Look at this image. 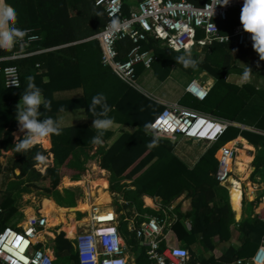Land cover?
Segmentation results:
<instances>
[{
	"label": "trees",
	"instance_id": "16d2710c",
	"mask_svg": "<svg viewBox=\"0 0 264 264\" xmlns=\"http://www.w3.org/2000/svg\"><path fill=\"white\" fill-rule=\"evenodd\" d=\"M186 1L197 6L204 3V0ZM5 4L16 10L18 14L16 26L30 30L39 38L38 41L30 44L31 49L77 43L60 48L55 52L38 53L19 60L0 62V67L15 65L22 69H33L36 64L38 65V68H35L36 72H28L21 76L20 86L16 89H5L0 76V158L3 157V152L12 153L5 166L0 162V207L2 209L0 232L6 226L9 217L17 212L21 196L32 191L52 198L58 206L74 207L76 203L74 193L68 188L59 191L56 187L63 177H69L74 182L79 181L86 170V165L94 157H98L99 167L109 172L111 205L117 214L118 229L126 239L128 253L134 257L135 264H148L149 261L144 248L134 234L128 231V223L135 213L140 216L133 219L136 224L144 220L141 216L158 215L144 207L142 201L144 195L160 197L163 205H169L184 192H186L185 197L191 200L190 213L183 216L190 219V229L183 230L181 220L172 224L170 230L163 232L164 237L160 243V250L172 247L171 231L176 234L177 239L184 241L187 245L196 243V250H199L200 248L197 249L199 238L208 242L213 235H221L222 229L227 230L232 222L228 204L219 209L210 208V214L199 212L208 201L207 199L210 201L213 198L215 186L224 189V186L219 185L213 177L217 166L213 156L214 147L209 148L192 169L188 170L183 167L172 155L174 144L152 138L144 130V125L151 123L163 110V106L127 85H123L125 93L121 98L122 109L114 107L118 108L123 116L125 115L123 121L135 127L136 130L132 133H122L108 149L96 146V152L90 155L94 146L91 140L96 133L87 125H80L63 128L60 135L50 136L51 148L48 151L36 145L23 154L15 153L12 132L16 131L18 126L16 105L27 86L29 76L34 78L43 96L51 101V111H45L41 107L40 111L44 112L41 119L47 116L55 119L56 114L61 112V108L64 111L83 108L87 116L91 115L88 111V86H84V94L81 98L71 101L54 102L52 97L47 98L45 91L49 90L50 96L52 95L54 79L56 77L59 79L61 72H64L67 77L68 74L72 75L74 72L75 78H79L88 85V73L81 70L88 67V47L97 43L95 40L88 42V38L100 31L105 19L101 11L96 12L98 8L94 6V0H5ZM138 4L139 0H122L123 15L129 16L130 13L137 12ZM240 12L241 10L237 7L229 9L226 21L219 24L222 34L229 33L234 26L240 24ZM84 39L87 40L80 42ZM142 46L145 50H151L155 57L150 67L152 72L149 77L151 76L156 82H164L173 67L187 74L198 69L199 72H207L215 79L207 97L201 102L182 91L183 94L178 99V103L182 106L234 121L246 105L247 96H244V91L248 96H257L264 103V87L256 89L252 85H243L240 88L225 81L229 74L243 75L245 68L237 65L236 60L246 62L252 58L257 65H264V60H260L253 50L252 43L237 45L231 41L224 44L214 43L204 48L201 53L192 50V57L197 60V65L187 69L175 61V57L183 52L167 50L161 47L159 42L153 40L143 43ZM130 47L131 43L127 39L117 45L122 53L120 55L122 60L125 59L123 54ZM17 49L16 46L11 51H0V56L8 55ZM65 53L72 55L73 60L67 59ZM148 69L149 67L145 69L141 66L136 67L137 77ZM262 117L264 119V113ZM230 130L234 132L233 138L236 137L238 130L230 127L220 141L226 142V134ZM154 139L157 146L148 147ZM38 153L43 157L51 154L53 164L38 161L36 159ZM236 161L237 158L234 168L237 167ZM255 162L257 163V159L254 160ZM38 164L43 165V173L36 169ZM16 171L18 174H15ZM126 180L131 181L132 186L135 187L134 190L126 189L127 185L122 183ZM71 181L65 179L63 184L65 186L79 185V182L71 183ZM231 181L230 178L229 182ZM229 192L231 198L234 192L231 185ZM244 205L248 208L251 206L247 203ZM56 210L59 219L65 223H67L66 213L69 214V218H72L73 212L78 211L76 207L74 209L56 207ZM248 223L249 217L246 215L244 216V227ZM253 231L248 228L235 254L229 257L227 252L218 262L235 264L239 259L251 257L256 250V246L250 240ZM53 250L56 257L54 264H75L72 244L63 237L62 233L53 240ZM208 262H216V260L206 261Z\"/></svg>",
	"mask_w": 264,
	"mask_h": 264
},
{
	"label": "built area",
	"instance_id": "2783aa9c",
	"mask_svg": "<svg viewBox=\"0 0 264 264\" xmlns=\"http://www.w3.org/2000/svg\"><path fill=\"white\" fill-rule=\"evenodd\" d=\"M221 2V3H220ZM94 6L101 10L105 22L94 36L100 48V64L108 68L113 75L130 88L140 90L136 83V67H151L155 57L151 50H145L143 43L149 40L173 52H184L186 49L198 53L214 44L231 41L237 45L252 43L250 34L244 32L241 23L234 26L229 33L222 34L219 24L227 19L229 9L241 10L243 0H204L202 5H194L186 0H139L138 11L123 15L122 0H94ZM116 18L123 25L118 33H111L110 21ZM129 40L131 47L123 54L117 48L119 42ZM39 38L27 30L24 40L12 53L0 56L1 61H14L38 53L55 52L65 45L31 49L30 44ZM179 49V51H177ZM38 68V65H35ZM19 68L11 65L0 67V76L5 89H16L20 86L21 76L36 69ZM15 85H18L16 87ZM184 91L197 101H203L209 88L197 79L187 83ZM163 110L152 120L156 125L148 134L155 139H162L174 144L180 141L203 143L208 146L216 144L224 136L232 121L205 114L180 105L179 103L155 100ZM234 145H221L216 152L215 181L226 186L232 175L235 157ZM43 171L44 167L41 168ZM87 173V169L84 174ZM83 174V175H84ZM82 175V176H83ZM98 176V175H97ZM103 172L99 178H103ZM82 179V177H81ZM80 179V180H81ZM91 182V181H90ZM81 183V181H79ZM82 200L88 204L87 213L80 219L79 233L74 224V235L70 238L63 231V237L71 242L75 264H133L126 239L118 229L117 214L112 205L100 210L103 204H97V188L91 182L84 181L79 185ZM66 188V187H64ZM2 209L0 208V214ZM78 213V212H75ZM140 217L137 213L128 223L132 232L144 248L147 260L151 264H186L189 252L185 248H165L160 250L163 232L166 228L162 216L144 215V220L136 224L133 219ZM49 218L41 208L36 215L28 218L26 225L7 226L0 232V264H54L56 257L53 240L60 234L56 226H49ZM31 219V221H30ZM235 264H264V237L256 252L249 258L239 259Z\"/></svg>",
	"mask_w": 264,
	"mask_h": 264
},
{
	"label": "crops",
	"instance_id": "0c3cea01",
	"mask_svg": "<svg viewBox=\"0 0 264 264\" xmlns=\"http://www.w3.org/2000/svg\"><path fill=\"white\" fill-rule=\"evenodd\" d=\"M0 3L5 4V0H0ZM99 11L101 10L99 9L96 10V12L98 13ZM95 35L88 38V42L91 40H95L94 39ZM86 40L84 39L80 42H84ZM95 42L97 41L95 40ZM73 44H68V45H73ZM68 45H65L64 47ZM65 57L67 59L73 60L72 55H70L69 53H65ZM99 58H100V48L97 42L88 47V67L85 68L84 70H81L84 73H88V85L86 82L80 81L79 78H75L73 76L74 72L72 73V75L68 74V77L65 76L64 72H61L59 79H57V77L54 79V83H53L54 88L52 89L53 90L52 95L50 96L49 90L45 91V93L47 98L51 99L52 97V100L54 102L71 101L81 98L84 94V90H83L84 86L85 87L88 86V106L91 103V99L94 95H96L97 93H103L107 97V103L109 104V106L112 105L113 110L109 113V115L110 117L114 118L115 121L113 128L109 132H107L103 137V144L101 145V147H103L104 149H108L122 135V133H132L136 130V128L124 122L123 119L125 115L123 116L120 113V110L114 107L116 106L121 108L122 106L121 98L125 93V88H124L125 86L123 85L126 84H124L117 77H115L108 68L102 66L100 64ZM176 68L177 67H173L170 71V74ZM146 71H149V75L152 72L150 67L148 70H145L144 72ZM203 73H206L207 77L201 79L196 78V79L210 89L215 83V79L212 76H210L207 72H203ZM39 74H41V72ZM225 81L229 84L238 86L240 88L243 85H252L256 89L261 88L257 86L256 83L244 81L243 75H239V74H229L226 77ZM165 82L167 81L156 83L158 85L160 95H162V93L166 92V90L169 89V85H166ZM171 86L172 85L170 84V87ZM133 90L138 92L139 94L144 95L145 97L151 100L154 101L161 100L157 96H153L151 94L146 93L141 88L140 90H136V89ZM176 92H177L176 90L174 91L172 89H169L166 92L167 96L170 93L173 94L172 96L174 97V100H172L170 103H178V99L183 94V92L184 94L190 96L184 90L183 92L180 91L178 95ZM244 96H247L246 105L242 109V111L238 114L236 119L232 121L234 123L232 128L237 129L238 133L236 134V137L233 138L234 132L230 130L226 134V138H227L226 142H223L221 144L223 145V144L232 143V145L236 146L232 175H231L232 181L227 183V185L224 186V189L215 186L213 188V192H214L213 198L210 199V201L209 199H207L208 201L203 205V207L199 211L200 214H203L204 212L209 213L210 208L219 209L224 205L228 204L231 213L230 215L232 218V222L227 230L222 229L220 232L221 235L220 234L213 235L212 237L209 238L208 242H204L202 238H199L197 242V249L200 248L199 250H196V246H195L196 243H191L190 245H187L184 241L177 239L176 234L171 231V236L173 239L171 244L172 247L170 246L167 248L187 249L189 252V260L187 261L186 264H202V262H205L203 264H227L218 261H220L222 256L227 252L229 253V257L235 254V252L241 246L244 240V234L248 231V228L254 230L253 233L250 235V240L256 246V250L258 249V246L260 245V242L264 237V119L262 117L264 113V103L257 96H248V94L245 91H244ZM84 116H87L85 110L83 108H78V109H72L57 113L55 117L56 118L63 117V125H62L63 128L87 125L89 128L94 130L91 127L92 121L94 119L92 113L91 115L89 114L87 116V119H82ZM14 134L19 137H22L24 135V133L18 131V126L16 131L12 132L13 142H15ZM43 141L44 142H39L37 145H40L43 149L48 151L51 148L50 137L44 138ZM221 145L220 142L208 146L203 143L184 140V141H180L173 148L172 155L182 164L183 167L190 170L195 166V164L199 161V159L203 156V154L211 147H214L213 156L216 161V152ZM95 152H96V145L93 146L90 155H93ZM4 155L9 157L10 155H12V153L3 152V156ZM2 158H0V162L3 160ZM97 158L98 157H94V159L89 161L88 164L86 165V168H88V179L91 180L92 184L97 183V181L101 182V180H104L106 182L107 186L104 189V192L107 193L109 196L110 200L108 204L110 205L112 203V195L109 193V182H108L109 172L99 167ZM236 158H237L236 161L237 167L234 168ZM255 159H257V163L256 162L254 163ZM44 161L52 165L53 164L52 155L49 154L44 159ZM3 166L5 165L3 164ZM43 172L44 169L41 173ZM100 172H103L104 175L103 178H99ZM15 173L18 172L16 171ZM90 173H95V174L93 175V177L90 178ZM63 178H61L63 179V181L65 179L66 180L68 179V177H63ZM68 180L71 181L70 179ZM90 180L89 183L91 184ZM78 182L79 181L77 182L71 181V183H78ZM122 183L127 185L126 187L127 190L135 189V187L132 186L131 181L129 180L122 181ZM230 185L231 188L234 190V192L231 194V198L229 192ZM72 186H78V185L70 184L67 187H72ZM56 188H58V185ZM185 196H186V192L182 193L169 205H163L160 197L151 196V195L142 196V201L144 207L148 208L152 212H155L160 216L163 213H165V217H164L166 221L165 230H170L172 224H175L176 222H179L181 220L180 222L182 224L181 226L183 230L188 231L190 229V219L184 218L183 216L190 213L191 200L189 198H186ZM45 198L42 199L43 200L42 206L37 207L36 209L38 210V208H41L42 212H44L49 217L53 215V217L55 218L54 224L56 225L60 224L61 230L65 231L67 236L71 238L74 235V225L67 224L61 221L58 217V212L56 210V207L62 209H74L76 207L78 210L76 212H86L88 210V205L90 201H88V204H86V202H78L77 206L75 207L65 208L58 206L53 201L52 198L47 197V199L51 201L49 200L45 201L46 200ZM245 203L250 204L251 205L250 208H248L247 205H244ZM37 210L33 212L26 210L25 212H27V214L24 215L22 220L18 221V224L24 226L23 224L25 222L27 223L28 218L36 215ZM22 211L23 209L21 210L19 209L17 210L16 213H14V215L9 217L5 227L13 226L17 221L16 215L21 214ZM226 214L227 217L229 218L228 212H226ZM246 215H248L249 217V223L244 227V216ZM182 233L183 232L181 231V234ZM239 258H243V257H239ZM131 259L133 264H135L134 257L132 255H131ZM211 260H216V262L206 263V261H211ZM148 264L151 263L149 262ZM228 264H234V263H228Z\"/></svg>",
	"mask_w": 264,
	"mask_h": 264
},
{
	"label": "clouds",
	"instance_id": "9594fccd",
	"mask_svg": "<svg viewBox=\"0 0 264 264\" xmlns=\"http://www.w3.org/2000/svg\"><path fill=\"white\" fill-rule=\"evenodd\" d=\"M221 3V2H220ZM228 0H223L227 4ZM18 14L16 10L4 3H0V51H11L21 43L27 35V30L20 29L16 26ZM240 23L244 32L250 34L253 50L258 54L260 60H264V0H243V6L240 12ZM123 25L116 18L110 21V31L115 34L122 29ZM179 51V49H177ZM2 59V57H0ZM176 63L181 64L185 69L194 68L197 60L192 57L191 49H186L182 54L175 57ZM251 69L246 66L243 73V80L248 81ZM18 87V85H15ZM45 111H51V101L43 96L42 90L36 86L34 78H27V86L20 96L16 105V120L18 122V131L24 133L21 137L14 134V151L15 153H24L31 150L42 139L52 135H60L63 131V117L53 118L47 116L41 117ZM112 107L107 103V97L103 93H97L91 99L88 111L94 117L92 128L95 130L91 143L96 146L103 144V137L109 132L115 123L114 118L109 113ZM64 111L63 108L60 109ZM82 119H87L84 116ZM156 125L146 123L144 130L149 134ZM154 139L148 147H155ZM36 159H44L42 155L37 154Z\"/></svg>",
	"mask_w": 264,
	"mask_h": 264
},
{
	"label": "rangeland",
	"instance_id": "374dc122",
	"mask_svg": "<svg viewBox=\"0 0 264 264\" xmlns=\"http://www.w3.org/2000/svg\"><path fill=\"white\" fill-rule=\"evenodd\" d=\"M134 5L136 7V4H134ZM235 63L237 65L243 67V68H246V66L248 68H250L251 73H250V78L248 81L256 83V85L259 87H264V65H261V64L257 65L252 58H249V60H246V62H244V60H236ZM148 77H149V71H146V72L143 71L141 73V75H139L137 77L136 83L138 84V86L148 94H151L153 96H157L158 98H160L163 101L171 102L172 100H174V97L172 96L173 95L172 93H170L167 96L166 92L169 89H172L174 91L176 90L177 91L176 93L178 95L180 91L182 92L184 90L185 85L187 84L188 81H191L192 79H196V78L201 79V78L207 77V74L203 73L201 71L199 72L198 69H196L193 73L187 74V73L176 68L175 70H173L171 72L170 76L165 80V81H167V82H165L166 85H169V89H167L166 92L162 93V95H160V93H159L158 85L156 84L157 82L154 81L151 76L149 78ZM170 84L172 85L171 87H170ZM175 97H176V95H175ZM222 143H223V141L221 140L220 145ZM10 156L7 157L4 155L2 158L3 160L1 161L2 164H4V165L7 164ZM45 158H46V156L44 157V159ZM44 159H42V160L38 159V161H40L41 163H44L45 162V161H43ZM41 168H43L42 164H38L36 166V169L38 171L42 170ZM86 169H87V173L84 174L83 176H81L82 179L80 178L81 180H79V181H81V183H79V185H81V184L83 185L84 181L90 180V179H88V168H86ZM15 174H18V173H15ZM94 174L95 173H90V178L93 177ZM63 179H60L57 189L62 190V189H64V187H66V188H68V190L72 191L74 193V196H75V201H76L75 206H77L78 202H84L82 200V196H81L82 195L81 187L79 185L67 187L63 184ZM68 179H70V178L68 177ZM97 183H98V181H97ZM45 197L46 196L42 195L40 192H37V191H32L29 194L22 195L21 199L18 201V204H19L18 210L23 209V211L21 212V214L16 215L17 220L20 221L23 219L24 215L27 214V212H25L26 210L33 212V211L37 210L36 209L37 207L42 206V201H43L42 199ZM45 199H46L45 201L49 200V199H47V197ZM49 201H51V200H49ZM100 208H101L100 210L108 209L107 206L106 207H100ZM86 214L87 213H79V212L75 213V212H73L72 218L68 217V215H69L68 213H66L65 217H66V221L68 224H72V225L75 224L76 225L77 232L79 233L81 231L79 229V225L81 224L80 219L83 216H85ZM54 219L55 218L53 217V215L49 218V226H51V227L56 226V224H54ZM23 225H26V222ZM55 230L60 231V232L63 231V230H61L60 224L57 227H55Z\"/></svg>",
	"mask_w": 264,
	"mask_h": 264
},
{
	"label": "bare ground",
	"instance_id": "6f19581e",
	"mask_svg": "<svg viewBox=\"0 0 264 264\" xmlns=\"http://www.w3.org/2000/svg\"><path fill=\"white\" fill-rule=\"evenodd\" d=\"M40 142H44L43 139ZM47 145H48V143H47ZM227 145L228 146H231L232 143H228ZM93 185L96 186V187H98L97 188L98 197H97V201H96L97 204H100V205L103 204L105 206H102V207H106L107 204L109 203V200H110L108 194L104 192V189L107 186L106 185V182L104 180H101V182L98 181V183H93ZM88 208H89V205H88ZM51 210H49V211H51Z\"/></svg>",
	"mask_w": 264,
	"mask_h": 264
}]
</instances>
